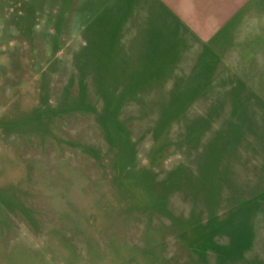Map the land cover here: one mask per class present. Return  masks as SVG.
<instances>
[{"label": "rangeland", "instance_id": "obj_1", "mask_svg": "<svg viewBox=\"0 0 264 264\" xmlns=\"http://www.w3.org/2000/svg\"><path fill=\"white\" fill-rule=\"evenodd\" d=\"M0 264H264V0H0Z\"/></svg>", "mask_w": 264, "mask_h": 264}]
</instances>
